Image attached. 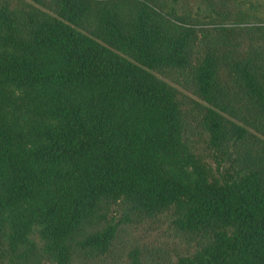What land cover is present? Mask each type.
<instances>
[{"label":"trees","instance_id":"trees-1","mask_svg":"<svg viewBox=\"0 0 264 264\" xmlns=\"http://www.w3.org/2000/svg\"><path fill=\"white\" fill-rule=\"evenodd\" d=\"M124 258L264 264V0H0V264Z\"/></svg>","mask_w":264,"mask_h":264},{"label":"rangeland","instance_id":"rangeland-1","mask_svg":"<svg viewBox=\"0 0 264 264\" xmlns=\"http://www.w3.org/2000/svg\"><path fill=\"white\" fill-rule=\"evenodd\" d=\"M198 152L201 153V158L205 161V165L208 167L209 173L217 178L221 179V170L222 167L218 164V160L214 157V150L210 147H207L206 143L200 141L198 143ZM169 216L162 214L160 218L156 221H147L145 224L137 226L134 229V233L138 236H141L144 241L148 243L161 244L170 252L172 259L178 254L185 253L188 250V247L183 241L175 236L173 233L170 223ZM106 264H130L127 259H122L117 262H108Z\"/></svg>","mask_w":264,"mask_h":264}]
</instances>
